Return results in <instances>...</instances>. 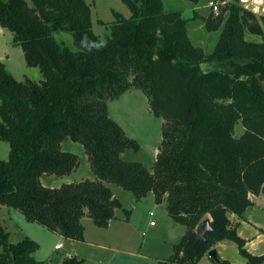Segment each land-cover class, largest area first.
Here are the masks:
<instances>
[{"label": "trees", "instance_id": "trees-1", "mask_svg": "<svg viewBox=\"0 0 264 264\" xmlns=\"http://www.w3.org/2000/svg\"><path fill=\"white\" fill-rule=\"evenodd\" d=\"M124 1L129 17L117 13L102 41L86 0H0V26L41 73L38 81L17 79L0 59V139L9 144L8 159H0V205L82 241L84 216L102 228L119 208L130 217L110 183L130 191L135 202L152 192L185 226L168 263L197 264L223 240L237 245L245 264L262 263L264 252L245 249L230 214L243 218L252 196L264 194V40L245 38L264 36V15L237 0H217V13L203 18L206 30H220L206 53L192 43L181 10L165 0ZM53 26H68L77 50L59 42ZM130 88L140 89L162 118L150 169L121 157L140 146L108 111V101ZM238 122L243 131L235 135ZM67 139L82 144L93 178L43 185L44 174L78 169L80 156L61 148ZM207 217L213 230L196 241V226ZM0 246V264H44L33 256L35 240L10 242L2 225ZM61 264L85 260L73 255Z\"/></svg>", "mask_w": 264, "mask_h": 264}, {"label": "rangeland", "instance_id": "rangeland-1", "mask_svg": "<svg viewBox=\"0 0 264 264\" xmlns=\"http://www.w3.org/2000/svg\"><path fill=\"white\" fill-rule=\"evenodd\" d=\"M86 1L91 6L93 31L102 41H105L109 35V24L115 20L117 13L124 17L130 15L129 6L124 0ZM27 2L31 3L32 0H27ZM210 2L215 3L218 1L200 0L195 4L187 0H165V5L168 8L179 9L183 17L188 18V33L192 43L201 47L206 53L213 50L220 33V30L208 31L204 26L203 18L212 13L209 6ZM4 30L7 29L4 28ZM52 33L59 42L74 51L77 50L73 44L71 30L68 26H53ZM8 36H10V39L12 38V33L9 30L6 31L5 35H0V51L9 54L6 62L7 70L17 79L22 80L27 76L38 81L39 73H37L36 68L32 69L27 65L21 47L16 45V47L8 48ZM245 38L253 41L264 40V36L248 33H246ZM261 83L264 86V78H261ZM108 111L110 117L117 121L126 134L134 138L140 146L137 151L126 149L121 157L124 160L140 161L150 169L161 141L162 118L155 116L151 111L146 95L140 89L130 88L120 97L108 101ZM242 131L243 126L238 122L235 125V135H240ZM61 148L80 156L79 170L74 178L79 177V175H86L89 164L82 144L67 139L62 142ZM8 157L9 144L7 141L0 139V159L6 160ZM62 177L44 174L40 179L43 185L56 187L66 182L60 181ZM111 186L116 190L117 199L122 206L132 210V221L130 223L126 221L114 222L113 225L102 228L96 226L89 218L91 223L86 224L84 230L86 237L106 245L107 248L104 249L87 243L77 242L74 244L69 241L58 252L68 253L74 251L73 255L85 258L87 264H99L102 258L106 261L114 260L117 264H157V257L168 259L173 252L172 243L169 242L173 231L162 210L150 211L151 208H149L150 204L148 202L138 205L130 191L114 184H111ZM7 208L10 209L9 212L6 211ZM117 214L122 218L125 217L123 210L120 208L117 209ZM0 225L8 231L10 242H17L26 236L37 243V239H41L39 240L41 250H50L51 245L48 243L50 242L48 239H55L53 237L44 239L43 227H41L43 225L27 220L21 212L5 205H0ZM30 228L33 229L32 232H30ZM39 255L41 256L37 253V256ZM209 262L201 261L200 264H212V261Z\"/></svg>", "mask_w": 264, "mask_h": 264}, {"label": "crops", "instance_id": "crops-1", "mask_svg": "<svg viewBox=\"0 0 264 264\" xmlns=\"http://www.w3.org/2000/svg\"><path fill=\"white\" fill-rule=\"evenodd\" d=\"M29 4H31V3H29ZM6 31H8V30H4V28H2L0 26V35H2V36L5 35ZM7 46H9L8 48H10L12 46L16 47V45L12 44V38L10 39V36H8ZM8 55H9L8 52L0 51V59L2 61H4L5 65L7 62V56ZM30 68L34 69L36 67H30ZM36 69L38 71L37 73H39L38 78L40 80L41 79V73L38 70V68H36ZM85 157H86V155H85ZM78 170H79V167L77 170H75L71 174L63 176L60 179V181L69 182V181H73V180H80V179H83L85 177L93 178V173L90 170V168L86 172V175H79V177L74 178L76 176ZM109 186L112 190L113 195L118 197L116 190H114V188L111 186V184H109ZM252 200H253V205L250 206L246 210L243 218H240L237 215L231 213L230 219L232 222L238 223L237 232L239 233L240 236H242L246 240V243L244 245L245 249L248 252H250L251 254L260 255L264 252V194H259L256 196L253 195ZM146 202H148L150 204V207H149V208H151L150 211H154L156 209H158V211H160V209H161L162 212L164 213L166 221L169 223L170 226H172V231H173L171 233L172 238L169 240V242L172 243V248H173V245L175 243H177L179 241V239L181 238V236L184 234L185 226L174 221L168 215V213L166 211L165 203H163V202L157 203L154 199V195L152 192H149L145 197H143L140 201H138L136 203H138V205H141L142 203H146ZM6 211L9 212L10 209L7 208ZM131 213H132V210H131ZM132 215H133V213H132ZM116 216H117V218L111 220L109 222V225H113L114 222L126 221L127 223H130L132 221L131 214H130L129 219L125 220L124 219L125 217L122 218V216L118 215L117 210H116ZM89 218L90 217H88V216H84L82 218V224L84 226V230L86 229V227H85L86 224L91 223ZM151 223H152V221H151ZM38 227H40V226H38ZM41 227H43L42 231H43L44 239L46 237L55 238V239H51V238L48 239V240H50V242H48V243H50V245H51L50 250H44V249L41 250V248H42L41 242L39 241L41 239H37L36 237L33 236V238H36L38 240V243H39V248L34 252L33 256L36 260L43 261L44 264H61L62 260L65 257L73 256V254L75 253L74 251L68 252V253H65L64 251H61V253L58 252L69 241H71L74 244L77 242L78 243H87V244H93V245L102 247L104 249L107 248L106 245H103L101 243H97L98 241L88 239L85 235V231H84V240L79 241V240H75V239H71V238H65L61 234L47 229L45 226H41ZM32 230L33 229L30 228V232H32ZM143 234H145V233H143ZM60 242L62 243V247L59 249H56L54 246ZM212 248L216 249L217 256L220 260H227L230 264H245V262H246V258L240 254L237 245L232 241H228V240L219 241V242L215 243V245ZM37 253L41 254V256L40 255L37 256ZM78 258H83V257H78ZM83 259L85 260V258H83ZM201 261H205L206 263H210L209 261H212V264H217L214 262V260H211V258L207 254H205L199 260V262L197 264H200ZM157 262H162V263L167 262V264H177V263H168L167 259L161 258V257L160 258L157 257ZM85 264H87L86 261H85ZM99 264H117V263L114 260L106 261V260H103V258H102L100 260ZM260 264H264V261H262V263H260Z\"/></svg>", "mask_w": 264, "mask_h": 264}, {"label": "built area", "instance_id": "built-area-1", "mask_svg": "<svg viewBox=\"0 0 264 264\" xmlns=\"http://www.w3.org/2000/svg\"><path fill=\"white\" fill-rule=\"evenodd\" d=\"M238 4L242 6L244 9L252 12L256 16H262L264 15V0H237ZM222 1L221 3H223ZM209 6L211 7L212 12L217 13L219 2H210ZM152 224V223H151ZM56 249H59L62 247V243H57L54 246Z\"/></svg>", "mask_w": 264, "mask_h": 264}, {"label": "water", "instance_id": "water-1", "mask_svg": "<svg viewBox=\"0 0 264 264\" xmlns=\"http://www.w3.org/2000/svg\"><path fill=\"white\" fill-rule=\"evenodd\" d=\"M213 230V226L211 224V220L209 217L205 218L204 220L200 221L196 226V241H199L201 239L205 238V234L209 231ZM212 260H214L215 263H219L220 259L217 256L216 249L211 248L206 253ZM162 264H167V262H163Z\"/></svg>", "mask_w": 264, "mask_h": 264}]
</instances>
